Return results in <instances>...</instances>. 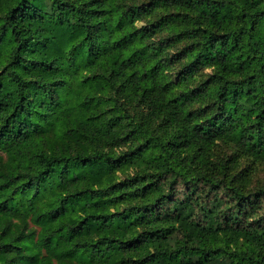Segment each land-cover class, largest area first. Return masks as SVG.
I'll use <instances>...</instances> for the list:
<instances>
[{"label": "trees", "instance_id": "trees-1", "mask_svg": "<svg viewBox=\"0 0 264 264\" xmlns=\"http://www.w3.org/2000/svg\"><path fill=\"white\" fill-rule=\"evenodd\" d=\"M216 141L264 162V0H0V264H264V187Z\"/></svg>", "mask_w": 264, "mask_h": 264}, {"label": "rangeland", "instance_id": "rangeland-1", "mask_svg": "<svg viewBox=\"0 0 264 264\" xmlns=\"http://www.w3.org/2000/svg\"><path fill=\"white\" fill-rule=\"evenodd\" d=\"M184 44H185V41L179 42L175 44L174 46H172V48L169 51L171 53L176 52L177 50L182 48ZM177 69H178V65H176L175 68L173 69V72H171L173 79H177V76H176ZM210 72H211V69L209 68L199 70L194 75L193 81L189 84L186 83L185 85L189 86L190 88L196 87L200 82L206 79L207 75ZM183 89H184V86H181V87H178L176 91H181ZM206 101H207L206 98H204L203 100L201 97L195 98L192 102L191 108L195 109L197 107H203ZM141 110H136L135 115H137V112H140ZM127 124L128 123H125V125ZM154 125H157V122H154L153 120V122H151V126H154ZM48 137L50 139L53 138L51 133L49 134ZM124 147L125 146L121 147V149H123ZM114 151L117 154L120 150L118 151V149H115ZM208 156H209L210 162L214 163L213 168H211V171L212 172L214 171V174L219 175L220 177L225 176L224 178L227 181V183H231L234 185H240L246 192L254 191L259 186L264 187V162L259 161V160L252 161L250 157L245 155L243 151L239 147L235 146L234 144H231L228 142L216 141L212 145L211 149L209 150ZM2 157L0 156V161ZM220 164H224V167H225L224 174L220 172L221 171ZM138 170H140V168H138L137 166H126L123 169H119L115 171L116 172L115 180L120 181L127 176H132ZM162 186H163V190L160 193L159 192L157 193L165 194L168 191V185L163 184ZM174 190L175 191L171 197L172 199L178 198L179 201H183L186 198V194H184V192H186V185H184L183 183H176L174 184ZM157 193L156 194L149 193L143 196L142 198H138L137 200H132V203H136V202L140 203L141 201H144V200L146 202L154 201L157 198V196H159V194ZM201 193H202V199L205 201H208L215 196V194L213 193L207 194V192H202L201 190H197V192L195 193V196H199ZM218 196L224 199H227L223 191H220L218 193ZM124 206H125L124 204H120L118 206V209H122ZM171 206L172 205H168L166 207L167 211H169L170 214L172 213ZM196 214H199L197 210L195 211V215ZM161 219L163 223H166V226L173 225L171 226L172 227L171 231L166 234V237L163 242L168 247H174L173 243L176 240H181L184 235V232L183 230H180L178 228L177 222H173V220H170L169 218L165 219L164 216H161ZM148 251H152V248H150ZM148 251L138 253L137 256H141L142 254Z\"/></svg>", "mask_w": 264, "mask_h": 264}]
</instances>
